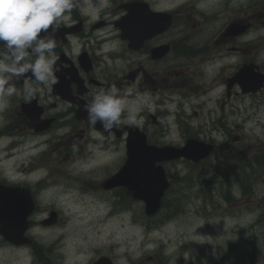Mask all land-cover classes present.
<instances>
[{
	"label": "flooded vegetation",
	"instance_id": "af4514ba",
	"mask_svg": "<svg viewBox=\"0 0 264 264\" xmlns=\"http://www.w3.org/2000/svg\"><path fill=\"white\" fill-rule=\"evenodd\" d=\"M261 1L95 0L98 7H94L84 0L87 8H74L70 19L61 20L54 29L57 82L39 84L29 73L28 80L37 91L28 95L25 79L13 80L17 92L0 111V183L28 189L36 215L52 188L51 176L64 172L62 165L69 159L86 156L82 155L85 145L98 141L125 145L137 130L149 145L182 146L189 140L212 145V154L199 163L207 161L221 141L236 138L224 116L237 108L234 97L249 99V108L264 113ZM245 66L256 74V90L245 92L250 84L235 78ZM113 84L130 94L122 122L105 132L99 123L89 121L85 106L101 88ZM131 106L136 110L131 111ZM129 112L135 113V123L128 122ZM51 133V139L42 144L51 143L54 148L39 150V140ZM261 133L264 130L249 133L252 146L264 148ZM30 143H35V153L18 161ZM50 153L57 159L55 165L48 160ZM245 159L263 170L228 172L229 191L238 183L240 192L263 210L264 192L259 193L262 181L258 178L264 177V152ZM42 168V176L31 177ZM13 173L25 179H10ZM56 212L58 225L61 213ZM263 216L264 212L259 219ZM35 226L31 221L27 231L30 246L35 244Z\"/></svg>",
	"mask_w": 264,
	"mask_h": 264
},
{
	"label": "rangeland",
	"instance_id": "374dc122",
	"mask_svg": "<svg viewBox=\"0 0 264 264\" xmlns=\"http://www.w3.org/2000/svg\"><path fill=\"white\" fill-rule=\"evenodd\" d=\"M258 10V22L264 27V0ZM233 102L237 108L224 116L236 138L221 141L214 155L203 163L186 159L163 162L170 187L160 211L152 217L145 214L143 201L131 191L101 187V182L123 164L125 145L100 141L85 145L82 155L86 156L69 159L62 165L64 172L50 175L52 188L37 214L30 217L36 225L34 241L44 252L35 255L32 245L14 246L0 238V264H92L100 256L109 257L114 264H264V216L259 219L264 209L243 195L238 183L233 192L227 183L228 172L233 170H263L245 158L264 152L261 145L252 146L248 137L253 129L258 133L264 130L257 126L264 113L249 108L247 98L236 96ZM133 110L136 106H131ZM53 135L42 137L40 143ZM34 145L27 144L18 161L34 154ZM47 148L54 145L39 146V150ZM48 160L55 165L57 159L52 156ZM43 171L31 177L38 178ZM16 177L11 175L16 181L24 179ZM258 180L262 181L258 186L262 195L264 177ZM48 208L60 211V224H41Z\"/></svg>",
	"mask_w": 264,
	"mask_h": 264
},
{
	"label": "clouds",
	"instance_id": "9594fccd",
	"mask_svg": "<svg viewBox=\"0 0 264 264\" xmlns=\"http://www.w3.org/2000/svg\"><path fill=\"white\" fill-rule=\"evenodd\" d=\"M89 2L98 7L95 0ZM77 7L84 10L88 5L84 0H0V47L4 49L0 52V111L17 92L14 78L25 79L28 95L37 91L28 80L29 73L39 84L57 82L54 29L61 20H69ZM129 94L130 90L122 91L114 84L101 88L85 106L89 121L99 123L105 132L111 131L122 122ZM135 119L134 112L127 114L129 123Z\"/></svg>",
	"mask_w": 264,
	"mask_h": 264
},
{
	"label": "water",
	"instance_id": "95a60500",
	"mask_svg": "<svg viewBox=\"0 0 264 264\" xmlns=\"http://www.w3.org/2000/svg\"><path fill=\"white\" fill-rule=\"evenodd\" d=\"M249 66L242 68L236 75L237 81L250 84L245 92L255 83L256 74L249 71ZM213 149L212 145L196 140H189L182 147L155 146L146 142L145 135L140 131L130 133L126 140V160L113 175L106 178L102 186L104 189L125 187L133 193L136 199L144 202L147 216H154L161 207L162 198L169 187L164 167L161 162L185 158L192 162H199ZM35 208L34 201L28 189L21 187L3 186L0 184V234L14 244H25L29 240L24 235L29 228L28 217ZM55 212L43 223H55ZM92 264H114L107 256H101Z\"/></svg>",
	"mask_w": 264,
	"mask_h": 264
},
{
	"label": "bare ground",
	"instance_id": "6f19581e",
	"mask_svg": "<svg viewBox=\"0 0 264 264\" xmlns=\"http://www.w3.org/2000/svg\"><path fill=\"white\" fill-rule=\"evenodd\" d=\"M104 215H106V212H105V214Z\"/></svg>",
	"mask_w": 264,
	"mask_h": 264
}]
</instances>
